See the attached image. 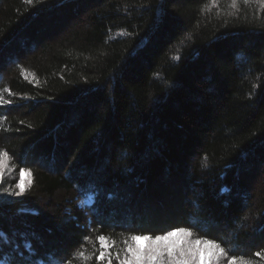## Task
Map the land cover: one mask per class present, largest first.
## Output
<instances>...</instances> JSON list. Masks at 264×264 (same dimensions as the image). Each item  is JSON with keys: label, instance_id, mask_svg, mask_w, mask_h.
I'll return each instance as SVG.
<instances>
[{"label": "trees", "instance_id": "obj_1", "mask_svg": "<svg viewBox=\"0 0 264 264\" xmlns=\"http://www.w3.org/2000/svg\"><path fill=\"white\" fill-rule=\"evenodd\" d=\"M210 4L0 0V149L16 165L0 187L33 173L24 196L0 195L5 253L26 233L34 260L67 264L98 226L195 215L264 264V4ZM92 188L95 212L80 207Z\"/></svg>", "mask_w": 264, "mask_h": 264}, {"label": "snow or ice", "instance_id": "obj_2", "mask_svg": "<svg viewBox=\"0 0 264 264\" xmlns=\"http://www.w3.org/2000/svg\"><path fill=\"white\" fill-rule=\"evenodd\" d=\"M27 2L31 4L32 0ZM248 2L249 0H244L245 4ZM259 2L264 4V0ZM217 4L218 0H211L206 10L211 11ZM232 7H236V0H232ZM5 93L13 95L8 88L0 90V106L12 103V100L5 98ZM12 160L8 151L0 149V185L4 184L6 177L14 178L16 165ZM18 177L14 184L0 187V195L21 197L31 189L33 173L29 168L20 167ZM98 194L92 188L88 198L80 201V207H88L95 212L93 206ZM29 212L37 214L27 207L19 209V213ZM109 227L112 230L107 232L100 231V226L92 229V234L84 237V242L67 264H73V261L75 264H254L251 259L237 255L235 245L225 247L217 239L210 237L209 229L203 227L201 220L195 215L182 223L177 222L159 229H147L135 223ZM117 228L120 230L117 231ZM21 239L24 251L17 244L12 251L5 253L3 245L9 244L10 240L0 230V264H15L17 256L25 264H65L62 257L48 256L46 259L34 260L36 253L27 234L21 233ZM255 255L264 259V252H256Z\"/></svg>", "mask_w": 264, "mask_h": 264}, {"label": "rangeland", "instance_id": "obj_3", "mask_svg": "<svg viewBox=\"0 0 264 264\" xmlns=\"http://www.w3.org/2000/svg\"><path fill=\"white\" fill-rule=\"evenodd\" d=\"M38 51H39V49L38 48H36V49H34V48H31L30 50H29V55L31 56V55H34V54H36V53H38ZM6 61H7V63L9 64V65H14V63H15V60H8L7 58H6ZM251 187L253 188L252 190H253V192H252V194H254V196H256V192H254V190L255 189H259V188H262V187H264V181H263V179L258 175L255 179H252V181H251ZM255 188V189H254ZM253 201L254 202H257L258 201V197H255V199H253ZM172 207V206H171ZM126 208V210L129 212L130 210L128 209V207L126 206L125 207ZM172 208H174V207H172ZM125 219H127V218H125Z\"/></svg>", "mask_w": 264, "mask_h": 264}]
</instances>
